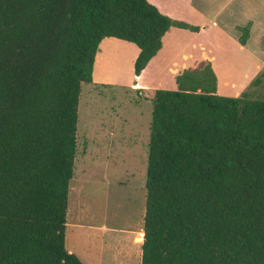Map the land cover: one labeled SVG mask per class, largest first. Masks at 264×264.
<instances>
[{
  "label": "trees",
  "instance_id": "obj_1",
  "mask_svg": "<svg viewBox=\"0 0 264 264\" xmlns=\"http://www.w3.org/2000/svg\"><path fill=\"white\" fill-rule=\"evenodd\" d=\"M170 27L199 30L148 0H0V264H85L65 240L81 84L102 40L134 45L139 76ZM216 84L202 60L175 89L139 91L152 104L140 264H264V99Z\"/></svg>",
  "mask_w": 264,
  "mask_h": 264
},
{
  "label": "rangeland",
  "instance_id": "obj_2",
  "mask_svg": "<svg viewBox=\"0 0 264 264\" xmlns=\"http://www.w3.org/2000/svg\"><path fill=\"white\" fill-rule=\"evenodd\" d=\"M149 1L171 10L161 8L171 13L169 17L199 25L201 31L195 34L170 27L138 82L133 73L134 45L113 38L99 44L93 80L81 84L66 217V246L91 264H140L152 114L151 102L139 92L142 88L174 89L175 76L189 67L187 63L205 59L212 64L219 94L246 92L251 98L264 99V0H233L214 19L203 14L209 20L203 24L196 13H187L188 0ZM250 20L254 24L249 38L241 45L238 26ZM169 33L175 38L166 40ZM189 44L193 51L183 56ZM257 76L259 82L254 83Z\"/></svg>",
  "mask_w": 264,
  "mask_h": 264
},
{
  "label": "crops",
  "instance_id": "obj_3",
  "mask_svg": "<svg viewBox=\"0 0 264 264\" xmlns=\"http://www.w3.org/2000/svg\"><path fill=\"white\" fill-rule=\"evenodd\" d=\"M149 1V0H148ZM233 0H199L198 2H196V3H193L192 1H187L186 2V11H187V13H196L198 16H199V18L201 19L200 20V24H203V22H209V20H207L208 18L207 17H205L203 14H205V13H207V14H210L211 16H210V18H212V19H214L215 17H217L218 16V14H220L222 11H224L227 7H229V6H231V2H232ZM150 2V1H149ZM151 3V2H150ZM151 4H153L162 14H164V15H166V16H170V14L171 13H165V12H163L162 11V9L161 8H165V9H167L168 10V12H170L171 10H169L167 7H162L161 5H160V3H158L157 5L156 4H154V3H151ZM215 4V5H214ZM212 5H214V7L212 8ZM161 6V7H160ZM208 7H209V9H208ZM175 8V7H174ZM179 9V8H178ZM204 12V13H203ZM171 19H175V20H179V21H183V22H185V23H187V24H190V23H188V22H186V21H184V20H182V19H178V18H174V17H170ZM253 24H254V22L253 21H248V23H246V25H248L249 27L248 28H252V26H253ZM190 25H193V24H190ZM246 25H244V26H246ZM194 26H198L199 27V32L201 31V29H200V26L199 25H194ZM239 27H243V26H238V28ZM205 27H203L202 29H204ZM169 30V29H168ZM167 30V31H168ZM185 30H187V29H185ZM250 30V29H249ZM167 31L165 32V34L167 33ZM188 31H190V30H188ZM191 33H198V32H192V31H190ZM164 34V35H165ZM164 35H163V37H164ZM249 35H250V31H248V37H247V40H248V38H249ZM163 37H162V45H163ZM168 37H173V38H175V36L173 35L172 36V34L170 35V33L167 35V38H166V40L168 39ZM109 39V38H108ZM114 39V38H113ZM247 40H246V42H245V44L244 45H246V43H247ZM166 42V41H165ZM101 43V42H100ZM193 44V43H192ZM161 48H162V46H161ZM160 48V49H161ZM159 49V50H160ZM192 51H193V45H190L189 44V47H187V48H185V49H183V51H182V55L183 56H187V55H189L190 53H192ZM137 52H138V49H137ZM159 52V51H158ZM157 52V53H158ZM157 53H156V55H157ZM136 55H137V53H136ZM155 55V56H156ZM154 56V57H155ZM153 57V58H154ZM152 58V59H153ZM151 59V60H152ZM150 60V61H151ZM187 60H190V59H186L185 61H187ZM193 59H191V61H192ZM202 60H205V59H202ZM149 61V62H150ZM201 61V60H200ZM200 61H198V62H200ZM148 62V63H149ZM194 62H196L194 65H192V64H188L187 63V65L186 66H189V67H194L198 62H197V60H195ZM212 65V64H211ZM147 66V65H146ZM146 68V67H145ZM145 68L143 69V71L145 70ZM188 68V67H187ZM143 71L141 72V74L139 75V76H135L136 78H137V82L140 80L139 79V77L143 74ZM173 74V73H172ZM165 75H167V74H165ZM171 76H173V75H171ZM92 80H93V78H92ZM172 81V80H171ZM166 86V85H165ZM164 86V87H165ZM175 87H176V85H175ZM155 89L156 88H162V85H159V87H154ZM142 89H145V88H142ZM162 89H167V88H162ZM170 89H173V88H171L170 87ZM175 89V88H174ZM216 91H217V84H216ZM218 93V92H217ZM219 94V93H218ZM221 95V94H220ZM225 96H228V95H225ZM236 96H238V95H236ZM67 227H68V225L66 224V233H65V240H67V236H68V230H67ZM141 232H142V229H141ZM143 233V232H142ZM141 244H142V240H141V243H140V252H139V254H138V262L140 263V261H141ZM67 247V246H66ZM67 249L69 250V252H72V253H75L78 257H79V259L82 261V262H84L85 264H91V263H89L86 259H84V257H82V255H80L77 251H75V250H73V249H71L70 247H67ZM83 254L84 253H86V251H83L82 252Z\"/></svg>",
  "mask_w": 264,
  "mask_h": 264
}]
</instances>
